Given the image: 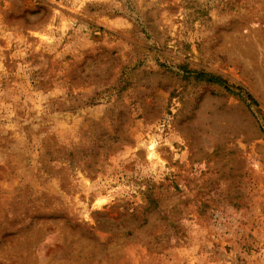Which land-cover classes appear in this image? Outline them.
<instances>
[{"label": "rangeland", "instance_id": "1", "mask_svg": "<svg viewBox=\"0 0 264 264\" xmlns=\"http://www.w3.org/2000/svg\"><path fill=\"white\" fill-rule=\"evenodd\" d=\"M0 264H264V0H0Z\"/></svg>", "mask_w": 264, "mask_h": 264}, {"label": "trees", "instance_id": "2", "mask_svg": "<svg viewBox=\"0 0 264 264\" xmlns=\"http://www.w3.org/2000/svg\"><path fill=\"white\" fill-rule=\"evenodd\" d=\"M198 78L204 79L208 83L224 86L227 91H230L231 93H235V92H233V90H231V88L228 86V84L224 80H222V78H220V77L203 74V75H199ZM236 90L238 91V94H235V95H238L240 97L242 95H244L242 88H236ZM246 99L250 100L253 105H256V106L258 105L257 102L252 98V96L247 95Z\"/></svg>", "mask_w": 264, "mask_h": 264}]
</instances>
